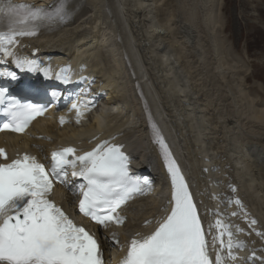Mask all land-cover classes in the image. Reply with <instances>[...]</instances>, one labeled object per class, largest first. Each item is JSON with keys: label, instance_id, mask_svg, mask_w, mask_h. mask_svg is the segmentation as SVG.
I'll list each match as a JSON object with an SVG mask.
<instances>
[{"label": "bare ground", "instance_id": "bare-ground-1", "mask_svg": "<svg viewBox=\"0 0 264 264\" xmlns=\"http://www.w3.org/2000/svg\"><path fill=\"white\" fill-rule=\"evenodd\" d=\"M223 1L202 0L204 27L200 28L209 41V53L215 56L219 81L230 95L227 100L233 104L228 117L214 115L215 105L207 88L204 91V84L196 87L198 83L188 71L193 63L183 55H175L172 50L190 46L195 38L192 29L195 14L191 8L181 9L179 0L177 5L169 2L174 18L168 14L162 22H159L160 9H157L155 0H73L67 8L69 18L66 21L52 30L40 29L34 36L17 37V43L10 46L13 56L5 57L0 53L3 65L7 63L5 69L15 73L21 82H30L36 74H41L46 86L53 87L54 91L59 87L58 76L66 75L68 81L76 84L93 81L94 76L99 78L95 88L99 92L89 99L90 105L100 103V107L85 126L82 122L86 121L90 106H86L85 99L76 102L78 92L74 90L76 87H70L65 103L60 104L64 109L60 114H49L23 136H0V149L9 157L28 152L41 159L51 148L58 146H70L76 156H80L106 142L108 146H125L131 156L130 168H152V175L161 183L157 192H147L126 207L123 225L106 228L102 240L94 236L97 230H92L100 248L102 264H116L122 253L108 261L109 249L120 248L132 239L150 236L172 208L171 177L153 141L146 118L147 109L173 145L174 157L186 178L208 242L210 259L215 260L221 247L218 240L215 243L217 250L213 248V236L222 230H217V221L227 226L228 231H234L229 222V212L232 211L235 219L233 215L232 218L241 227L242 236L237 234L236 237H239L237 240L242 238L239 243L243 247L232 249L235 259L228 258L223 250L224 264H264V170L258 163L264 158V102L259 96L247 93L248 78L236 73L239 60L229 55L220 37L223 25L218 13ZM178 15L179 21L175 19ZM163 16L161 14L160 19ZM171 20L174 23H169ZM175 24L173 29L180 35V42L177 41L180 45L173 40L177 47L172 48L170 43H164V39L169 35L166 30ZM177 33H173V38ZM105 45L109 47L107 55H103L105 53L99 48ZM48 54L62 56L67 62L40 59L41 55ZM14 57L35 60L39 68L36 71L21 69ZM101 93L106 96L103 102L97 99ZM74 103L86 106L79 122L72 109ZM114 110L116 113L111 114ZM61 118L64 120L62 126L59 125ZM250 144L252 148L248 147ZM182 164L188 166V170ZM55 193L54 201L73 214V200ZM69 195L72 197L73 192L70 191ZM224 236L226 245L229 237ZM244 245L250 255L256 251L260 257L247 258L243 253Z\"/></svg>", "mask_w": 264, "mask_h": 264}, {"label": "snow or ice", "instance_id": "snow-or-ice-1", "mask_svg": "<svg viewBox=\"0 0 264 264\" xmlns=\"http://www.w3.org/2000/svg\"><path fill=\"white\" fill-rule=\"evenodd\" d=\"M65 6L66 0H58L49 11L0 0V53L5 57L13 56L10 46L17 43V37L34 36L41 26L63 20ZM14 60L21 69L36 71L39 68L35 60L15 57ZM2 75L16 79L15 73ZM57 78L65 83L69 80L66 75ZM0 106H3V115L9 117L0 125V131L16 133H23L30 121L45 110L15 99L6 103L2 89ZM81 107L84 106L72 105L77 122L83 114ZM152 127L154 141L160 146L172 181V208L153 234L131 240L121 264H224L225 257L221 253L225 247L228 258L235 259L232 249L243 245L233 242L231 232L220 221L216 227L222 230L213 236V247L218 240L221 247L215 260L210 259L208 242L184 178L158 129ZM74 153L73 148L53 152L51 176L42 164L28 155L11 163H0V264H102L96 239L49 201L53 178L63 183L61 177L67 174V167L73 169V176H82L87 186L82 191L80 212L105 226L110 222L122 224L117 209L134 195L144 194V187L129 175L128 157L118 146H108L105 142L84 155L75 156ZM0 159H7L3 149H0ZM77 162L79 171L75 170ZM143 185L147 186L148 181L144 180ZM224 235L229 237L226 245L221 239Z\"/></svg>", "mask_w": 264, "mask_h": 264}, {"label": "rangeland", "instance_id": "rangeland-1", "mask_svg": "<svg viewBox=\"0 0 264 264\" xmlns=\"http://www.w3.org/2000/svg\"><path fill=\"white\" fill-rule=\"evenodd\" d=\"M155 1L157 2V9H160L158 12L160 13L159 22L163 21L165 15L170 14L168 16H173L172 13H174V10L169 6V2L173 1V4L177 5L178 0ZM179 2V7L181 9L188 10L191 8L192 12L195 14L196 18L193 17L195 19V25H192L193 28L191 27L193 29V35L195 36V38L190 46H187L186 48L182 47L183 49L181 50L180 48L172 50L175 55H183L185 56V59H188L189 63L192 62L194 64L193 65L191 63V68L194 71H192V69L189 67V70H187L193 75H191L192 78L195 77L196 83H198L196 87H200V85L204 84V91L207 88V92L212 100V104L213 106L215 105V109L213 112L214 115L217 116L218 113L220 115L228 117V114L232 112L231 107L233 106V104L231 103V100H227L230 95L226 93L227 90L224 89L225 86H223V84H221V81H219L220 78H218L217 72L215 70V56L211 52L210 53L212 55L209 53V41L206 38V33H202L200 28V26L204 27V9L203 5L201 4L202 0H179ZM161 14H163L164 16L160 19ZM218 16L220 17L221 25H223V30L220 34V37L224 40L226 50L227 52H229L230 56L236 57L239 60V63L237 65L239 67L237 68L238 71L236 70V73L248 78L245 90L250 96H259L260 101L264 102V1L224 0L221 4V10L218 13ZM179 17L180 16L178 15V17L176 16L175 19L179 21ZM169 23H174V20L169 21ZM176 25L177 24H175V26L172 25L170 28H168V30H166L170 36H172L173 33H177V30L173 29L174 27H176ZM169 35H167V39L165 37V39L163 38L164 40H166L164 41V43H170L172 45V48H176V44L180 45L177 42L180 38V35H178V33L175 35L176 38H173L172 36V38L170 39ZM168 36L170 40L168 39ZM183 39L184 37L182 36L181 41H183ZM173 40H176L177 43L175 44V41ZM107 47L108 46H99L100 51L102 53H105L103 55H107L106 51L109 50V47ZM102 48L104 50H102ZM49 58H57L56 60L61 61L65 60L64 57L55 55H52V57ZM41 59L43 58L41 57ZM103 63L104 65L106 64L105 61ZM237 76L238 75H236V77ZM213 77L215 80L213 79ZM93 79L95 80H93L92 82L95 84L99 81L97 80L99 78H96L95 76ZM178 82H180V80ZM256 103L257 105L259 104V102ZM94 113H96V111L95 109H92V111L84 119L86 121L82 122V126H85L87 124V121L89 122V119L93 116ZM115 113L116 111L114 110L111 114ZM215 143H217V141ZM248 147L252 148L253 146L252 144H250V146L248 145ZM258 163H260V169L263 168L262 170H264V158H260L258 160ZM229 215H231V217L233 215V218L235 219V212L230 211ZM234 219L232 224L234 225V229L238 230L239 226L237 222L234 221ZM246 224L249 225L250 223L246 222Z\"/></svg>", "mask_w": 264, "mask_h": 264}]
</instances>
